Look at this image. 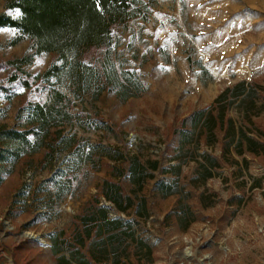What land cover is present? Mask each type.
Here are the masks:
<instances>
[{
  "label": "rangeland",
  "instance_id": "obj_1",
  "mask_svg": "<svg viewBox=\"0 0 264 264\" xmlns=\"http://www.w3.org/2000/svg\"><path fill=\"white\" fill-rule=\"evenodd\" d=\"M7 1L0 0V13L16 18ZM138 14L113 29L109 51L141 93L122 100L107 87L97 99H75L65 83L55 85L71 100L61 138L53 140L52 128L46 139L52 150L0 163V264H57L49 236L72 234L112 165L102 154L114 151L137 156L152 177L139 187L120 180L134 202L125 214L99 199L110 218L133 223L152 247L153 264H264V153L230 144L225 125L213 144L193 138L180 149L173 136L182 119L245 81L251 98L230 103L225 116L264 145V0H142ZM17 36L0 29V124L22 131L29 107L46 98L47 85L34 78L56 57L40 54L21 66L29 87L6 84L15 72L7 63L33 53L27 39L12 44ZM70 136L72 147L60 150L59 141ZM152 160L157 171L149 169ZM176 167L177 176L165 173ZM159 184L173 194L163 196Z\"/></svg>",
  "mask_w": 264,
  "mask_h": 264
},
{
  "label": "trees",
  "instance_id": "obj_2",
  "mask_svg": "<svg viewBox=\"0 0 264 264\" xmlns=\"http://www.w3.org/2000/svg\"><path fill=\"white\" fill-rule=\"evenodd\" d=\"M142 0H8L6 9L17 10L18 16L12 18L0 13V29L11 28L18 36L15 44L23 39L31 43L32 55L7 63L15 72L8 77L6 84L21 83L29 87L27 80L20 78L21 66L33 56L53 54L55 62L34 79L42 80L46 91L45 101L29 107L22 131L10 129L0 124V163L5 160L17 161L24 155L39 150H52L46 142L50 129H55L54 138L60 139L63 123H70L67 112L70 98L54 86L66 84L75 99L91 94L97 99L107 87L117 91L122 100L138 96L142 87L133 80V73L118 72L111 60L109 47L113 29L127 20L138 16ZM104 49L100 58L85 61L87 54ZM1 88V87H0ZM4 89V88H1ZM136 89L137 93H131ZM252 90L245 81L225 89L210 107L193 112L182 119L173 130L179 148L205 139L207 144L216 141L217 132L226 126L229 143L236 142L237 149L247 145V152L254 155L264 153V145L247 136L242 129L237 130L233 121L225 116L230 103L239 100V104L250 99ZM230 101V102H228ZM73 136L61 139L60 150L72 147ZM49 155L45 152L44 157ZM112 165L102 182L100 191L87 202L75 218L76 227L70 236L59 232L49 236L52 255L58 256L57 264H153V250L136 231L132 222L120 218H110L109 208L101 204L100 197L110 203L119 213L125 214L133 208L132 198L125 195L120 180L125 178L135 186H141L146 178V167L137 156H127L119 151L102 154ZM150 171L159 169V162H148ZM165 170L177 176L179 167ZM175 171V172H173ZM210 174H203V179ZM56 186H58L56 184ZM169 185L159 184L158 190L163 196ZM58 191V188H57ZM63 252H67L63 254Z\"/></svg>",
  "mask_w": 264,
  "mask_h": 264
},
{
  "label": "water",
  "instance_id": "obj_3",
  "mask_svg": "<svg viewBox=\"0 0 264 264\" xmlns=\"http://www.w3.org/2000/svg\"><path fill=\"white\" fill-rule=\"evenodd\" d=\"M23 236L33 240L34 242H37L39 244H41V239L37 238V237H34L33 235H29V234H22Z\"/></svg>",
  "mask_w": 264,
  "mask_h": 264
},
{
  "label": "bare ground",
  "instance_id": "obj_4",
  "mask_svg": "<svg viewBox=\"0 0 264 264\" xmlns=\"http://www.w3.org/2000/svg\"><path fill=\"white\" fill-rule=\"evenodd\" d=\"M30 235V234H29ZM187 254H189V252H187Z\"/></svg>",
  "mask_w": 264,
  "mask_h": 264
}]
</instances>
